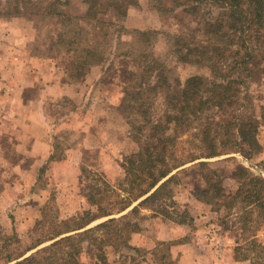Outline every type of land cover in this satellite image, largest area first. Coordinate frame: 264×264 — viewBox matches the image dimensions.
Masks as SVG:
<instances>
[{
	"label": "trees",
	"instance_id": "16d2710c",
	"mask_svg": "<svg viewBox=\"0 0 264 264\" xmlns=\"http://www.w3.org/2000/svg\"><path fill=\"white\" fill-rule=\"evenodd\" d=\"M29 2L5 0L12 5L5 16L21 15ZM84 2L88 10L83 19L95 22L97 30L105 26L97 21L99 14L112 12L122 20L128 8L137 3L136 0ZM151 3L159 14L182 9L189 15H199V30L189 36H178L109 26L118 36L124 32L131 36L132 44L115 56L131 57L135 64L123 94L131 116L127 120L129 132L138 151L135 158L120 164L126 175L124 181L114 188L109 185V189L105 182L104 189L95 184L89 186L87 204L97 215L91 209L85 210L77 217L76 229L65 232L50 223L51 233L44 236L48 216L41 212L34 228L39 237L25 249L17 241L15 251L5 240L0 247V264H84L83 257L89 264H107L108 247L132 249L129 240L133 233L142 230V210L150 211L152 217L193 227L189 213L175 208L172 185L176 184L177 176L165 179L172 172L201 159L235 154L250 161L261 153L257 131L264 124V106L259 120L253 119L254 106L244 91L264 65V0H151ZM54 16L61 19L56 45L76 54L71 82H80L86 75V67L100 61V53L91 47L79 49L62 31L81 19L55 13ZM77 32L76 35L90 34L84 30ZM159 37L168 42V53L177 63L201 65L211 79L205 83L192 76L181 83L174 78L172 70L152 53ZM49 160H56L54 153ZM195 166L203 172L206 185L197 189L199 201L213 207L215 212H224L221 224L234 233L235 259L264 264V242L258 239L260 234L264 237V178L241 166L232 174L237 184L235 192L227 193L223 170L210 169L203 161ZM94 176L95 181L101 180ZM102 217L108 219L86 228ZM47 242L50 244L25 257L27 252ZM150 254L161 264H174L162 263L168 253L154 249Z\"/></svg>",
	"mask_w": 264,
	"mask_h": 264
},
{
	"label": "rangeland",
	"instance_id": "374dc122",
	"mask_svg": "<svg viewBox=\"0 0 264 264\" xmlns=\"http://www.w3.org/2000/svg\"><path fill=\"white\" fill-rule=\"evenodd\" d=\"M84 1L30 0L29 4L21 10V15L7 17L5 13L11 9L12 5L6 4L5 0H0V20L20 18L27 25H30L33 18L38 17L42 22L49 25V29L54 34L55 41L52 49L42 53L43 59L57 60L55 53L59 51L64 52L71 61V66L66 69L65 80L63 82L73 87L75 93H80L79 98H62L54 106L53 111L55 114L60 115L59 119L61 121H70L73 116L82 114L83 119L86 118L87 123H91V130L88 133L89 137L86 139L84 145V147H88L83 149L85 150L83 164H77V162L72 164V167L69 169L70 176L66 175L63 179H58V182H56L57 179H53L50 169H46L45 166H40L39 171L44 176L37 179V185L35 187L39 188V190L40 188L46 189V194L38 202V211L35 210L38 218L34 220L33 224L24 225L23 223H19L20 218L18 215L17 217L11 215L9 217L10 224H0V247L3 246L5 240H7L8 245H13V251L17 247V245L14 246V243L17 241L21 242L23 249L31 245L39 237L34 228L37 221L41 218V212L48 216L46 218L47 222L44 229V236L51 233L49 229L50 223H55L57 227L65 232L72 228L76 229L78 227L77 217L85 210L91 209L87 204V191L89 190V186L95 184L97 185L96 187L104 189L103 182H105L109 189V185L114 188L124 181L126 175L120 164L124 160L135 158V154L138 151V147L132 140L129 132L130 128L127 120L131 116L127 112V103L124 101L123 94L129 73L135 71V64L131 57L115 56L126 51L128 46L132 44L131 36L125 32L118 36L115 29L109 26L115 24L124 27L127 31H156L178 36H189L197 33L199 30V15H189L182 9H177L173 13L159 14L153 8L151 0H136V5L128 8L126 17L128 16V19H130L131 27L126 26V17L119 20L114 17L112 12H108L97 16V21L105 25L102 30H97L95 29V22L83 19L88 10V5ZM20 7L21 5H19ZM83 9L84 14L82 15L80 13ZM54 13L75 16L81 19L79 21H73L74 24L72 26L62 28V31H66V37L73 39L78 44L79 49L91 47L100 53V61L93 66L86 67V74L94 70L95 76L92 77L95 78L94 81L90 80V83L84 84L85 75L82 81L71 82V76L74 74L76 54L68 52L66 49L56 45L61 19L55 17ZM78 30H84L90 34L76 35ZM103 34H106V36ZM168 52V42L166 43L163 37H159L152 46V53L155 58L162 61L172 70V76L177 78L181 83L192 76L201 78L205 83L211 79L205 67L177 63L175 57ZM120 58L126 59L127 64L126 62L119 64L117 60ZM244 92L254 106L251 112L252 118L259 120L261 110L264 106V65L260 68L256 77L247 84ZM81 138H83V134ZM55 140L61 144H55L54 158L60 159L62 157L65 158L67 148L73 146L80 139L75 131L70 130L59 132ZM257 141L261 146V153L250 161H245L235 154H228L186 164L173 173L177 176L176 184L172 185L175 208L178 212L187 211L189 213L193 220V227L177 224L182 230L178 229L175 232L173 240L161 242L154 248L160 252L168 253L162 263L172 262L176 264V262H173L169 258L170 247L190 242L195 239L197 234L200 235L198 240L202 241L197 247L198 249L206 251L210 248L214 255V247L217 246L222 251V256L218 259L216 258L217 261H221L226 250H230L235 259L234 233L228 227L221 224L225 215L224 212H215L213 207L204 205L199 201L201 197L197 189H204L206 185L202 177L203 172L195 165L203 161L208 163L210 169L217 168L223 170L225 174V190L227 193H233L237 188V184L234 182L232 174L241 166L248 168L253 174L264 178V124H261L258 128ZM1 167L2 165L0 163ZM45 170H47V173ZM94 174L98 175L101 180L95 181ZM195 174L196 180H191V178L193 179L195 177ZM179 186L182 188H179ZM186 200L187 203L185 205L183 203ZM183 206H188L190 210L187 208L182 209ZM91 211L93 215H97L94 209H91ZM5 212L9 215L12 213L21 215L20 211L15 210V208H11L10 210L7 208ZM52 215L55 217L50 218ZM140 215L144 217V219L140 220L141 229L144 222L151 218H160L164 221L171 222L159 216L152 217L148 210H142ZM107 219L108 217L99 218L86 228L93 227ZM171 223L176 224L174 222ZM258 239L264 242V237L261 234L258 235ZM164 243L169 245L165 247L161 246ZM49 244L48 242L41 244L37 249L35 248V250L27 252L25 257ZM240 245H244V242H240ZM137 249L140 251H136ZM154 249L146 251L143 248L128 249L122 248L119 245H113L106 249L107 264H109V260H115L119 264H161L159 260H155L154 256L150 254ZM82 261L84 264H89L85 257L82 258Z\"/></svg>",
	"mask_w": 264,
	"mask_h": 264
},
{
	"label": "crops",
	"instance_id": "0c3cea01",
	"mask_svg": "<svg viewBox=\"0 0 264 264\" xmlns=\"http://www.w3.org/2000/svg\"><path fill=\"white\" fill-rule=\"evenodd\" d=\"M81 11L83 15L84 9ZM125 22L127 27H131L128 16ZM54 41L49 25L38 17H34L30 25L20 18L0 20L1 225L10 224L11 215H18L20 224H33L38 218L35 213L39 209L38 202L46 194V189L35 187L37 179L44 176L39 167L50 169L53 179L58 182V179L70 176L72 164H83V149L88 147L84 145L89 137L91 123H87L82 114L73 116L70 121H61L60 115L53 111L62 98H79L80 94L63 82L66 69L71 66L64 52L55 53L57 60L43 59L42 53L52 49ZM117 61L124 64L127 60L120 58ZM93 76L94 70H91L83 83L94 81ZM31 91L34 93H27ZM70 130L75 131L80 140L67 148L65 158L50 161L54 146L58 143L56 136L59 132ZM191 180H196V174ZM186 203L187 200L183 204ZM7 208H15L21 215H9L5 212ZM184 208L190 210L188 206ZM142 229L131 235L129 245L150 251L161 242L173 240L175 232L181 228L160 218H151L144 222ZM199 238L197 234L190 242L171 246L169 258L176 264H249L247 261L235 260L230 250H226L221 261H217L210 248L206 251L197 248L202 243ZM109 264L119 262L109 260Z\"/></svg>",
	"mask_w": 264,
	"mask_h": 264
},
{
	"label": "built area",
	"instance_id": "2783aa9c",
	"mask_svg": "<svg viewBox=\"0 0 264 264\" xmlns=\"http://www.w3.org/2000/svg\"><path fill=\"white\" fill-rule=\"evenodd\" d=\"M214 249H215V252H214V256H215V258H219V257H221L222 256V251H221V248H219V247H217V246H215L214 247Z\"/></svg>",
	"mask_w": 264,
	"mask_h": 264
},
{
	"label": "water",
	"instance_id": "95a60500",
	"mask_svg": "<svg viewBox=\"0 0 264 264\" xmlns=\"http://www.w3.org/2000/svg\"><path fill=\"white\" fill-rule=\"evenodd\" d=\"M179 169H180V168H179ZM179 169H178V170H179ZM178 170H176V171H178ZM176 171L172 172V173H171L170 175H168L165 179H167L168 177H170V176H171L173 173H175ZM165 179H164V180H165ZM89 226H90V225H89ZM36 249H37V248H36ZM34 250H35V249H34Z\"/></svg>",
	"mask_w": 264,
	"mask_h": 264
}]
</instances>
